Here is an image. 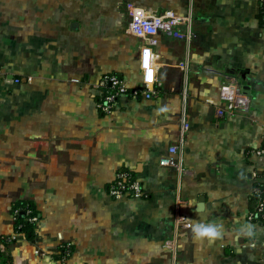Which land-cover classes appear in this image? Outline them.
I'll return each instance as SVG.
<instances>
[{
    "label": "crops",
    "instance_id": "crops-1",
    "mask_svg": "<svg viewBox=\"0 0 264 264\" xmlns=\"http://www.w3.org/2000/svg\"><path fill=\"white\" fill-rule=\"evenodd\" d=\"M166 10L187 20L182 37L156 35V94L99 109L105 77L142 87L131 13ZM230 77L247 109L220 100ZM263 141L259 0H0V264H264V227L249 217L262 163L249 150ZM119 170L142 196H110ZM16 200L38 211L31 238L14 230ZM196 221L222 235L197 240Z\"/></svg>",
    "mask_w": 264,
    "mask_h": 264
},
{
    "label": "built area",
    "instance_id": "built-area-1",
    "mask_svg": "<svg viewBox=\"0 0 264 264\" xmlns=\"http://www.w3.org/2000/svg\"><path fill=\"white\" fill-rule=\"evenodd\" d=\"M260 6L264 9V0H259ZM127 30L134 36L142 39L139 67L141 70V82L140 88H127L122 80L116 75H110L100 81V85L105 86L106 82L110 83V87H104L100 91L97 106L103 111H109L113 106L115 99L120 94H129L133 97L142 95L145 98H149L156 94L155 85L157 84V70L158 64L156 62V53L154 46L157 43L156 35L159 32L166 33L173 37H182L183 34L178 30V26L182 25L187 16L176 13L172 10H166L161 14L148 15L141 11H133L130 15ZM181 67H185L186 62L181 61L178 64ZM219 98L228 104V112H232L234 108L247 109L250 105V99L244 94L239 82L230 77L228 80L223 81L219 88ZM224 110L218 109L217 115L223 116ZM187 123H183V127H187ZM179 146L177 144H171L168 148L169 156L166 158V162L173 164L174 155L177 153ZM249 153L262 161V163L255 165L251 174L254 177L253 186L250 196L253 200L254 207L253 212L249 214L251 219H255L258 224L264 227V141L249 150ZM108 192L114 199L125 197H140L143 195V191L140 185V180L134 177L128 170H119L115 173L114 179L108 186ZM184 227H191V223L186 221L184 217H180ZM33 220V218H30ZM152 264V263H141Z\"/></svg>",
    "mask_w": 264,
    "mask_h": 264
},
{
    "label": "trees",
    "instance_id": "trees-1",
    "mask_svg": "<svg viewBox=\"0 0 264 264\" xmlns=\"http://www.w3.org/2000/svg\"><path fill=\"white\" fill-rule=\"evenodd\" d=\"M260 9L264 14L263 7L260 6ZM130 173L134 176V173L132 171H130ZM21 210L24 211L23 216L19 215ZM11 212L14 216L15 232L23 233L25 236L31 238L33 234V220H30V218H37L38 216V211L35 210L33 203L31 201L16 200L11 205ZM69 253L70 248L66 246L56 256L58 258H64L65 255H68Z\"/></svg>",
    "mask_w": 264,
    "mask_h": 264
},
{
    "label": "clouds",
    "instance_id": "clouds-1",
    "mask_svg": "<svg viewBox=\"0 0 264 264\" xmlns=\"http://www.w3.org/2000/svg\"><path fill=\"white\" fill-rule=\"evenodd\" d=\"M254 225H247L244 230V234L248 236H252L254 234L253 229ZM192 232L194 237L197 240H202L204 238H208L209 241L214 240L222 235V225L218 224L215 221L212 222H203L196 221L193 224Z\"/></svg>",
    "mask_w": 264,
    "mask_h": 264
},
{
    "label": "water",
    "instance_id": "water-1",
    "mask_svg": "<svg viewBox=\"0 0 264 264\" xmlns=\"http://www.w3.org/2000/svg\"><path fill=\"white\" fill-rule=\"evenodd\" d=\"M74 24H76V23L75 22L71 23V26L74 25ZM202 208H203V199H202V197H200L198 202H197V204H196V209L197 210H201ZM19 215L23 216L24 215V211L21 210ZM188 264H190V263H188Z\"/></svg>",
    "mask_w": 264,
    "mask_h": 264
}]
</instances>
